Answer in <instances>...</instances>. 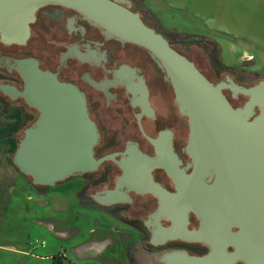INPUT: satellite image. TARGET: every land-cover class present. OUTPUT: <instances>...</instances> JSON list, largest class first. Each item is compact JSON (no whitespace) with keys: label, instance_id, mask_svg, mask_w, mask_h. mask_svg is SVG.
Wrapping results in <instances>:
<instances>
[{"label":"water","instance_id":"95a60500","mask_svg":"<svg viewBox=\"0 0 264 264\" xmlns=\"http://www.w3.org/2000/svg\"><path fill=\"white\" fill-rule=\"evenodd\" d=\"M47 4L75 9L92 25L101 27L107 38L147 49L172 84L181 114L188 117L189 150L195 169L190 174L179 168L174 173L169 170L178 182L176 201L163 199V194L166 198L172 195L161 186H153L152 192L161 198L154 216L165 213L173 221L170 227L158 224L160 243L180 236L209 243L211 251L204 256L171 252L162 258L165 264H264V79L252 86L238 84L231 77L228 83L214 84L162 32L145 22L141 13L131 8L129 0H0V42L26 44L37 11ZM203 43L204 39L184 42L206 49ZM9 62V58L0 56V63ZM11 67L19 73L23 87L0 83V90L12 100L22 98L38 111L13 155L22 174L30 176L36 185L52 187L94 171L101 162L113 157H95L98 128L89 115L86 95L77 85L42 69L36 58L16 59ZM224 88L248 99L235 107ZM147 161L159 164L156 159ZM213 170L217 175L211 193L215 197L224 194L227 199L200 200L199 192L190 187L205 175H212ZM126 177L118 181L114 190L105 191L101 204L109 205L127 197L122 190ZM130 187L143 192L142 183ZM190 211L198 215L201 225L186 236L178 235ZM231 245L232 251L228 250Z\"/></svg>","mask_w":264,"mask_h":264},{"label":"flooded vegetation","instance_id":"af4514ba","mask_svg":"<svg viewBox=\"0 0 264 264\" xmlns=\"http://www.w3.org/2000/svg\"><path fill=\"white\" fill-rule=\"evenodd\" d=\"M129 1L131 8L139 11L144 19L135 2ZM185 41L180 42V49L170 42L193 60L211 82L228 83L231 77L238 84L252 86L240 82L236 69L213 66L209 62L210 69H202L191 56L193 48L215 60V46L204 40V49L197 45L187 46ZM127 45L130 42L107 38L101 27L92 25L75 9L47 4L37 11L26 44L5 45L11 47L6 49L0 45V56L10 60L8 64L0 63V83L22 89L23 80L11 65L16 59L32 57L39 61L42 69L57 73L60 80L77 85L85 93L89 115L99 133L94 155L97 159L107 155L113 157L101 162L96 170L76 176L79 178V201L91 203L131 227L127 238L128 264H165L162 258L176 251H186L193 256L207 255L211 245L204 241L178 236L160 243L158 224L170 227L173 221L165 213L154 216L161 206V198L151 189L161 186L172 195L166 198L163 194L162 198L175 200L178 182L169 170L174 173L176 168L184 169L188 174L194 171L195 159L189 150L191 131L188 117L181 114L164 70L147 49L136 45L140 50L133 55ZM148 59L150 69H147ZM223 92L235 107L242 106L248 99L242 93L234 95L230 88H224ZM0 98L20 106L27 121L33 123L37 118L38 111L32 107L29 110L22 98L12 100L1 90ZM148 158L156 159L159 164L151 165ZM216 175L213 170L212 175H205L197 185L193 181L194 187L190 190L198 191V199L204 201L227 199L224 194L215 197L211 193ZM124 176L127 182L122 190L127 197L109 205L101 204L100 198L105 191L114 190ZM136 182L143 184L142 193L130 187ZM200 225L201 219L190 211L177 234L186 236ZM233 230L237 232L240 228L233 227ZM233 249L232 245L228 247L230 251ZM235 264L245 263L237 261Z\"/></svg>","mask_w":264,"mask_h":264},{"label":"crops","instance_id":"0c3cea01","mask_svg":"<svg viewBox=\"0 0 264 264\" xmlns=\"http://www.w3.org/2000/svg\"><path fill=\"white\" fill-rule=\"evenodd\" d=\"M253 1L260 2L203 0L210 41L219 36L224 42L263 43L264 14L255 21ZM27 122L20 106L0 98V264H54L63 251L68 258L62 264H128L129 225L79 201L74 179L38 186L16 167L13 155Z\"/></svg>","mask_w":264,"mask_h":264},{"label":"rangeland","instance_id":"374dc122","mask_svg":"<svg viewBox=\"0 0 264 264\" xmlns=\"http://www.w3.org/2000/svg\"><path fill=\"white\" fill-rule=\"evenodd\" d=\"M133 1L138 10L142 12L145 21L162 32L176 48L180 49L181 41L192 39H204L209 44H213L216 50L215 60L205 57L195 47L192 50L191 56L195 58L202 69H210L208 62L213 66L221 67L223 65L229 69H236L237 78L240 82L247 85H253L264 79V42H224L223 40L225 39L222 36L221 39L216 36L219 41H210L206 35L209 34L207 28L211 23L209 19L210 13H207L204 9L203 0ZM252 9L256 21L264 14V0H260V2L253 1ZM238 10L242 11V8L239 6ZM231 12L232 9L228 6L225 12L228 15L227 17H230L229 14ZM42 43L45 44V42ZM127 48L133 55L140 50L139 47L132 43L127 45ZM149 62L150 60L148 59L146 63L147 69H150ZM25 106L28 105L25 103ZM28 109L31 110V107L28 106ZM31 123L32 121H28L25 128ZM20 134H24L22 130ZM73 179L78 183L79 187V178L74 177Z\"/></svg>","mask_w":264,"mask_h":264},{"label":"built area","instance_id":"2783aa9c","mask_svg":"<svg viewBox=\"0 0 264 264\" xmlns=\"http://www.w3.org/2000/svg\"><path fill=\"white\" fill-rule=\"evenodd\" d=\"M44 243V242H43ZM68 258L67 254L63 251L56 258H54V264H62V260Z\"/></svg>","mask_w":264,"mask_h":264},{"label":"trees","instance_id":"16d2710c","mask_svg":"<svg viewBox=\"0 0 264 264\" xmlns=\"http://www.w3.org/2000/svg\"><path fill=\"white\" fill-rule=\"evenodd\" d=\"M0 45H2V46H5V45H3L2 43H0ZM28 127V126H27ZM24 130H25V128H23L22 129V131H23V133H24ZM23 136V134L21 135H19V138H21ZM24 175V174H23ZM25 177H27V178H29L31 181H32V178L30 177V176H27V175H24ZM66 180H68V179H66ZM33 182V181H32ZM38 186H40V185H38Z\"/></svg>","mask_w":264,"mask_h":264}]
</instances>
